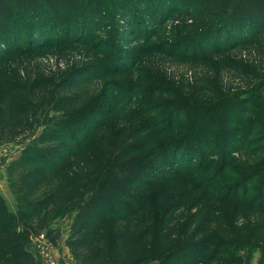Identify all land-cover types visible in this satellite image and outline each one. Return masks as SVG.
I'll use <instances>...</instances> for the list:
<instances>
[{
  "label": "rangeland",
  "instance_id": "rangeland-1",
  "mask_svg": "<svg viewBox=\"0 0 264 264\" xmlns=\"http://www.w3.org/2000/svg\"><path fill=\"white\" fill-rule=\"evenodd\" d=\"M119 1L102 0L100 6L86 9V14L81 9L62 15L48 12L44 19L58 38L52 34L54 38L44 42L43 36L33 33L34 44H29L24 35L22 49L0 60L3 79L12 80L16 86H29L28 76L40 73L48 80L50 91L48 104L42 107L43 113H34L30 127L11 141H0V195L12 211L33 209L34 221L36 206H55L50 213L52 226L45 231L59 232L57 241L66 237L73 205L64 199L49 204L55 181L40 183L33 190V176L31 179L28 173L42 168L46 151L58 152L66 146L60 140L46 142L40 138L45 127L73 132L62 124L65 116L71 115L68 121H72L98 114L106 117L104 129L85 142V154L79 160L87 172L96 178L114 173L120 180L119 188L147 199L160 219L165 214L162 206H187L175 212L178 230L184 224L181 216H194L202 206V216L194 228L208 226L211 231L201 238L214 231L225 233L227 226H217L221 221L230 223L232 218L233 236L241 243L229 249L228 258H219L218 264L235 259L236 264H264V208L259 207L264 201L256 194L264 181V139L256 132L247 139L250 124L238 126L240 119L250 123L257 110L264 113V90L257 89L264 78V31L233 49L205 52L196 43L204 28L181 19L189 15L193 0H167V14L149 7L141 10L143 13L134 11V19L127 22ZM244 110L251 114L243 116ZM237 135L245 149L233 152ZM185 140L204 146L211 142L210 161L213 159L215 165H206L210 169L207 167L206 174L198 175L197 180L177 170L169 175L165 172L171 169L158 167L164 162L171 165L161 148L166 150L171 141L184 144ZM31 143L36 149L25 151ZM226 151L230 155L226 172L216 178L220 165L216 158H222ZM37 154L42 159L35 166L22 160ZM199 164L196 159L187 169ZM147 170L154 177L162 170L164 176L159 184L145 180L150 190L146 194L133 182ZM223 178H229L224 188L231 192L240 187L239 198L219 201L227 194L226 189L219 188ZM249 180L253 184L248 186ZM247 186L253 192L241 199ZM236 206H242L239 215L235 214ZM56 243L65 247L64 240ZM55 247L53 244V255Z\"/></svg>",
  "mask_w": 264,
  "mask_h": 264
},
{
  "label": "trees",
  "instance_id": "trees-1",
  "mask_svg": "<svg viewBox=\"0 0 264 264\" xmlns=\"http://www.w3.org/2000/svg\"><path fill=\"white\" fill-rule=\"evenodd\" d=\"M101 2L102 0H0V60L22 49L24 35L29 44H34L33 33H38L39 37L43 36L44 42L52 40L54 37L51 35L55 34L54 28L44 19L48 12L57 15L74 9L85 12L90 7L100 6ZM165 2L167 0H121L118 4L127 22L134 19V11L143 13L141 10L149 7L157 8L167 14L170 11L165 7ZM193 5L197 8L194 9ZM130 7L133 10H130ZM189 9V15L181 16V19L192 20V23L199 24V28H204L198 35L199 39H196V43L205 52L233 49L253 41L264 31V0H193ZM66 31L69 32L67 35L70 34V24ZM55 38H58L56 34ZM3 76L4 74L0 72V141H11L31 126L36 111L43 113L42 107L48 104L50 91L48 80L40 73L28 76L27 80L31 81L29 86L21 87L16 86L12 80L3 79ZM257 89L264 90V78L257 84ZM245 101L247 104L250 103L249 99ZM253 110L257 108L254 107ZM248 113L251 114L244 110L242 115ZM263 114L257 110L250 123L247 120L238 121L239 127L250 124L247 139L255 135V132L258 133V138L264 139ZM70 116H65L62 124L67 129H74L73 132L65 131L63 128L45 127L40 136L46 142L63 141L66 148L58 152L46 151L47 156L42 168L31 169L28 175L31 179L33 176L34 181L30 187L33 190L40 183L55 181L49 204L55 205L57 200L64 199L73 205L71 208L74 213L64 243L80 264H140L153 259L157 260L156 264H218L219 258L222 256L228 258V255H231L229 249L238 248L236 243L241 242L233 236L232 218L230 223L221 221L217 226L218 228L227 226L225 233L214 231L210 236L201 238L211 231V227L208 229V226L194 228L195 223L202 216V206H199L200 210L194 216L186 214L181 216L184 224L182 229L178 230L176 226L179 218L175 212L180 208L185 210L187 206H162L165 214L160 219V214L154 211V207L148 206L147 199L133 197L123 192L119 188L120 180L114 173L96 178L92 173L87 172L85 167L79 164L81 155L85 154L84 144L104 129L106 117L87 114L84 118L68 121ZM97 120L100 123H97ZM238 139L237 135L233 152L245 149L243 142L240 143ZM172 142L165 146L166 150L161 148L171 164L165 162L159 164V169L164 166L171 169L170 172H165L166 174L173 175L179 171L197 180L198 175L206 174L208 167L206 165H215L213 159L210 161L212 156L209 150L210 140L206 146L200 142L190 144L191 141L186 140L184 144ZM191 145H193L192 149H190ZM25 149L31 151L36 149V146L31 143ZM184 152L187 153L186 159ZM227 153L229 152L226 151L222 158H216L220 162L216 178L226 172V160L230 156ZM41 159L37 154L24 156L22 160L35 166L41 162ZM196 159L201 164L188 170L187 166ZM159 171V177L152 176L149 170L141 172L139 179L133 184L144 189L143 192L147 194L150 190L145 180H154V184L162 183L161 176H164V173L161 172L162 170ZM251 180L248 181V186L253 184ZM228 181L229 178H223L219 188L223 189ZM198 183L202 184V182ZM248 186L242 192L241 199H247L253 192V190L249 191ZM224 189L227 194L224 197L220 196L219 201L240 197L238 192L240 187L232 192L229 188ZM256 194L261 195L260 201H264L263 180L259 183ZM54 207L36 206L37 219L34 221L33 209L31 213L21 209L12 211L8 209L0 195V264H41L35 260L27 246L39 231L48 229L51 223L50 213ZM206 207L203 206V210H207ZM241 207L236 206V215L240 214ZM259 207L264 208V206ZM54 234L55 232L50 230L46 232L47 238L53 244L57 242ZM230 261L228 264L237 263V259Z\"/></svg>",
  "mask_w": 264,
  "mask_h": 264
},
{
  "label": "built area",
  "instance_id": "built-area-1",
  "mask_svg": "<svg viewBox=\"0 0 264 264\" xmlns=\"http://www.w3.org/2000/svg\"><path fill=\"white\" fill-rule=\"evenodd\" d=\"M53 243L47 238L46 231L41 230L33 236L27 246L35 260L42 264H60L52 254Z\"/></svg>",
  "mask_w": 264,
  "mask_h": 264
},
{
  "label": "crops",
  "instance_id": "crops-1",
  "mask_svg": "<svg viewBox=\"0 0 264 264\" xmlns=\"http://www.w3.org/2000/svg\"><path fill=\"white\" fill-rule=\"evenodd\" d=\"M51 226L52 224L48 226V229H50ZM64 239L65 237H63L61 240L57 242H61ZM55 245L56 247L54 248V256L61 262L60 264H80L79 261L73 258V256L71 255L70 251L66 246L62 249L59 248V246H57V243H55Z\"/></svg>",
  "mask_w": 264,
  "mask_h": 264
},
{
  "label": "water",
  "instance_id": "water-1",
  "mask_svg": "<svg viewBox=\"0 0 264 264\" xmlns=\"http://www.w3.org/2000/svg\"><path fill=\"white\" fill-rule=\"evenodd\" d=\"M60 237H61L60 233L59 232H55L54 238L58 240V239H60Z\"/></svg>",
  "mask_w": 264,
  "mask_h": 264
}]
</instances>
